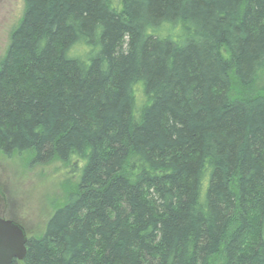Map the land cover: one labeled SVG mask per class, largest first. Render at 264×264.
<instances>
[{
  "label": "trees",
  "instance_id": "1",
  "mask_svg": "<svg viewBox=\"0 0 264 264\" xmlns=\"http://www.w3.org/2000/svg\"><path fill=\"white\" fill-rule=\"evenodd\" d=\"M27 152L76 179L11 264H264V0H24L0 155Z\"/></svg>",
  "mask_w": 264,
  "mask_h": 264
},
{
  "label": "rangeland",
  "instance_id": "2",
  "mask_svg": "<svg viewBox=\"0 0 264 264\" xmlns=\"http://www.w3.org/2000/svg\"><path fill=\"white\" fill-rule=\"evenodd\" d=\"M23 10L24 0H0V59ZM30 159L28 152L11 158L0 155V217L19 223L27 237H36L76 177L57 162L34 165Z\"/></svg>",
  "mask_w": 264,
  "mask_h": 264
},
{
  "label": "water",
  "instance_id": "3",
  "mask_svg": "<svg viewBox=\"0 0 264 264\" xmlns=\"http://www.w3.org/2000/svg\"><path fill=\"white\" fill-rule=\"evenodd\" d=\"M27 236L17 222L0 217V264L22 260L26 254Z\"/></svg>",
  "mask_w": 264,
  "mask_h": 264
}]
</instances>
